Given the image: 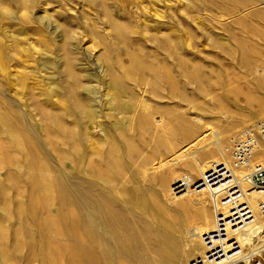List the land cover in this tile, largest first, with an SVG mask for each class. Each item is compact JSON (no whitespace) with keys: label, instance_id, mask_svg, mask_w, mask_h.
<instances>
[{"label":"rangeland","instance_id":"obj_1","mask_svg":"<svg viewBox=\"0 0 264 264\" xmlns=\"http://www.w3.org/2000/svg\"><path fill=\"white\" fill-rule=\"evenodd\" d=\"M1 5L0 113L9 117L14 131L28 142L26 151L42 165L35 172L37 186L16 171L18 188L10 193L25 204L31 200L34 207L29 211L26 205L31 216L27 222L35 229L34 247L47 254L49 264L60 262L61 244L63 263L80 264L81 228L74 198L81 191L79 100L110 99L114 77L128 85L120 100L137 101L141 88L145 89L151 109L157 112L143 149L150 155L166 154V159L175 155L168 153L171 145L181 151L191 141H210L213 132L229 140L230 158L231 138L264 119V78L260 77L264 71L254 67L264 68V3L1 0ZM244 49L248 52L242 64ZM11 100L24 112L14 108ZM160 115L162 126L155 129L153 121H159ZM157 136L166 141L164 148L155 149ZM2 141L0 134L1 146L5 145ZM58 161L72 189L65 200L64 225L58 201ZM163 163L159 170L183 171ZM41 177L50 187L48 199L38 188ZM209 206L212 210L211 202ZM49 223L53 230H44Z\"/></svg>","mask_w":264,"mask_h":264},{"label":"bare ground","instance_id":"obj_2","mask_svg":"<svg viewBox=\"0 0 264 264\" xmlns=\"http://www.w3.org/2000/svg\"><path fill=\"white\" fill-rule=\"evenodd\" d=\"M257 1L264 3V0ZM3 9L0 0V12ZM247 52L244 49L240 63H245ZM254 67L256 71H264L259 64ZM260 77L264 78V73ZM112 79L110 99H81L76 104L82 118L77 166L81 191L74 196L81 228L80 264H190L196 258H200L201 264H224L236 259L227 257L226 252L235 238L241 245L242 258L256 252L258 245L264 242V235L260 234L264 228L262 219L256 216L254 222H244L243 228L234 232L231 225L243 218L240 208L243 202L255 209L259 193L246 192L243 182L234 181L242 194L234 197L233 202L223 204L220 202L222 186L205 176L213 162H230L229 140L213 132L210 141L203 144L191 141L181 151L171 145L168 153L175 155L169 159L166 154H148V150L143 149L147 146L144 136L157 111L151 109L153 103L146 99L142 88L137 101L120 100L128 85L121 84L116 77ZM10 104L24 112L15 101L11 100ZM8 118L0 113V134L5 144L0 145V264H49L47 254L34 247L35 229L27 222L28 218L31 220L27 206L29 211L34 207L31 200L25 204L10 193L11 189L18 188L16 171L20 177L25 173L24 179L37 186L35 172L41 170L42 165L26 151L30 149L28 142L14 131ZM162 122L160 115L159 121H153L154 128H161ZM155 143V149L164 148L166 141L157 136ZM43 148L46 145L43 144ZM13 152L17 153L15 157ZM254 158L264 159V147L258 148ZM164 160L185 171L174 174L172 168L159 170ZM56 170L60 175L58 201L64 225L65 200L72 189L65 183V168L60 162ZM233 173L240 176L243 171ZM40 182L38 188L48 199L49 184L44 177ZM193 207L196 212L192 211ZM218 211L223 215L217 222L215 213ZM45 229L53 230L52 224H47ZM211 230L215 232L211 246L222 249L226 254L223 260L205 256L207 246L202 235ZM59 247L62 255L58 264H64V245ZM18 255L20 258L15 261L13 257Z\"/></svg>","mask_w":264,"mask_h":264},{"label":"built area","instance_id":"obj_3","mask_svg":"<svg viewBox=\"0 0 264 264\" xmlns=\"http://www.w3.org/2000/svg\"><path fill=\"white\" fill-rule=\"evenodd\" d=\"M260 147H264V119L248 124L231 138L230 162L228 164L213 162L205 173L210 182L218 181L217 186H222L224 192L220 197V202L223 204L233 202L234 197L242 194L240 186L234 181L243 182L246 192L254 190L259 193L254 210L245 202L241 204L243 218L231 225L232 232L242 229L245 225L244 222H254L256 216L260 217L264 223V159L258 161L254 158ZM234 170L243 171V174L235 176ZM239 177L240 179H237ZM223 212H217L215 217L217 222L222 217ZM214 234L215 232L211 230L202 235L207 246L205 256L212 260H223L226 254H223L222 249L219 246H211L212 235ZM260 234L264 235V228L260 230ZM226 252H228L227 257L235 256L236 259L224 264H264V242L258 245L256 252L253 251L246 258H242L241 245L235 238L230 242V247ZM199 260L200 258H196L190 264H201Z\"/></svg>","mask_w":264,"mask_h":264}]
</instances>
